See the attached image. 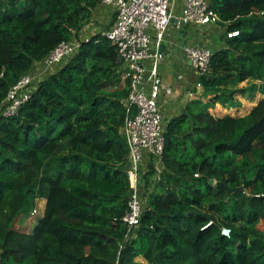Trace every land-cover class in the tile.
Wrapping results in <instances>:
<instances>
[{
	"label": "trees",
	"instance_id": "obj_1",
	"mask_svg": "<svg viewBox=\"0 0 264 264\" xmlns=\"http://www.w3.org/2000/svg\"><path fill=\"white\" fill-rule=\"evenodd\" d=\"M100 5L0 0V106L52 50L84 36ZM211 8L226 33L240 34L225 33L226 48L199 76L202 98L166 123L160 170L147 164L132 231L122 220L132 197L129 81L112 41L101 33L83 42L1 120L0 264H264V96L243 117L209 112L264 95V0H213ZM219 182L244 190L229 196ZM37 200L45 209L33 232L16 230Z\"/></svg>",
	"mask_w": 264,
	"mask_h": 264
},
{
	"label": "built area",
	"instance_id": "obj_2",
	"mask_svg": "<svg viewBox=\"0 0 264 264\" xmlns=\"http://www.w3.org/2000/svg\"><path fill=\"white\" fill-rule=\"evenodd\" d=\"M183 11L178 26H210L222 22L211 8L210 0H182ZM174 0H100L111 8L116 20L109 30L102 32L117 47L123 80L129 81V95L125 101L123 133L129 146V177L132 197L123 217L129 231L140 225L144 208L141 197V180L152 163L160 170L164 147L165 125L160 108L163 79L160 68L166 60L163 50L166 35L172 26ZM239 31L226 33L228 39L236 38ZM90 38L61 43L36 67L35 73L24 76L9 92L0 106V123L3 118L13 117L30 100L36 83L66 59L79 53L83 42ZM193 69L199 76L211 71L214 52L206 47H185ZM203 89L198 83L189 92L195 97ZM222 235L230 238L231 230L223 228Z\"/></svg>",
	"mask_w": 264,
	"mask_h": 264
},
{
	"label": "crops",
	"instance_id": "obj_3",
	"mask_svg": "<svg viewBox=\"0 0 264 264\" xmlns=\"http://www.w3.org/2000/svg\"><path fill=\"white\" fill-rule=\"evenodd\" d=\"M182 11L183 1L174 0L172 5L173 18H177L179 21L182 16ZM112 15L111 8L100 5L94 18L96 24L100 25V30L105 31L112 27L111 26L108 28V26L112 24L111 22L113 21ZM90 26H92V23L85 28V37L90 33L88 30L92 31L93 29ZM225 33L226 27H223L221 24L210 26H178L172 24L166 35V40L163 47V50L166 54V60L163 62L160 68V74L163 79L162 93L160 96V108L166 123L174 117L181 115L190 104L191 100L201 99L203 94V89H200L197 90L195 97H190L189 95V92L194 89L199 82L197 81L196 85L193 86L185 80L183 70L185 68L192 67V65L185 54L184 48L190 46L201 48L206 47L210 48L213 52H216L222 48H226V40L224 38ZM216 36H219L220 39ZM59 66L60 65L56 66L53 71ZM197 76L199 75L197 74ZM247 85L248 84L246 82V86ZM240 87L242 88V86ZM242 100L243 98H236L237 105L235 107L225 108L221 106V108L227 111V114L216 117L223 118L225 116H246L259 102L248 99L246 101L252 106L247 108L241 102ZM243 109H249V111L245 114H235L239 113ZM211 110L212 108L209 109L210 113Z\"/></svg>",
	"mask_w": 264,
	"mask_h": 264
},
{
	"label": "rangeland",
	"instance_id": "obj_4",
	"mask_svg": "<svg viewBox=\"0 0 264 264\" xmlns=\"http://www.w3.org/2000/svg\"><path fill=\"white\" fill-rule=\"evenodd\" d=\"M210 2L212 4L213 0H210ZM93 21L94 22H92V26H90L91 28H93L92 31L88 30L90 33L87 37H89V38L94 37L98 34H101L104 31V30H100V25H97L95 20H93ZM97 32H99V33H97ZM216 37L220 39L219 36H216ZM183 71H184L183 75L185 77L186 82L195 86L197 81L199 80V76H197V74L193 70V68L188 67V68H185ZM240 86H242V88H246L247 87L246 82L242 83ZM263 96H264L263 94L258 93L254 101L256 102V101L261 100L263 98ZM237 98H243V100L241 102L247 108L248 107L250 108V106H252L246 101V100H248L249 96H246V97L237 96ZM194 100H196V99L191 100V102H193ZM221 106L222 105L217 104L215 106V108H213L211 110V113L214 114L215 116H222V115L227 114V111L225 109L221 108ZM248 111H249V109H243L239 113H235V114H245ZM148 169H149V167H148ZM44 209H45V202L42 200H37L35 210L29 215H23V216L19 217V219L17 220V222L14 225L15 229L20 231V232H23V233H32L33 230L35 229L39 219L43 216Z\"/></svg>",
	"mask_w": 264,
	"mask_h": 264
},
{
	"label": "water",
	"instance_id": "obj_5",
	"mask_svg": "<svg viewBox=\"0 0 264 264\" xmlns=\"http://www.w3.org/2000/svg\"><path fill=\"white\" fill-rule=\"evenodd\" d=\"M177 23H178V19L177 18H173L172 19V24L177 25ZM217 186L224 188L228 192L229 196H231L233 193H235L237 191H243L244 190V187H241V188H238V189H233V188L229 187L226 182H219L217 184Z\"/></svg>",
	"mask_w": 264,
	"mask_h": 264
}]
</instances>
